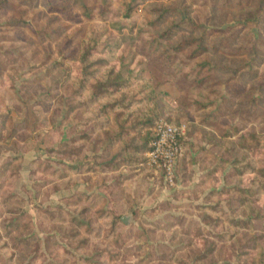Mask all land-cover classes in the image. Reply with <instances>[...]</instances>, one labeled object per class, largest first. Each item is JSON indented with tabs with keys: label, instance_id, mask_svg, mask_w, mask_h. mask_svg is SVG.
Returning a JSON list of instances; mask_svg holds the SVG:
<instances>
[{
	"label": "rangeland",
	"instance_id": "1",
	"mask_svg": "<svg viewBox=\"0 0 264 264\" xmlns=\"http://www.w3.org/2000/svg\"><path fill=\"white\" fill-rule=\"evenodd\" d=\"M173 7L218 50L175 56L199 32L161 39L179 16L151 10ZM108 75L127 86L91 104ZM263 84L261 0H0V264H264ZM161 121L186 131L172 187L132 164ZM134 124L121 167L110 138Z\"/></svg>",
	"mask_w": 264,
	"mask_h": 264
},
{
	"label": "trees",
	"instance_id": "2",
	"mask_svg": "<svg viewBox=\"0 0 264 264\" xmlns=\"http://www.w3.org/2000/svg\"><path fill=\"white\" fill-rule=\"evenodd\" d=\"M262 2H264V0H261ZM153 13H156L155 16V22L156 23H160L164 18L170 16V17H176L179 16V20L174 22L172 25H170L168 28H166L164 31H162L159 34V37L161 39H164L166 41L170 40L171 38H173L175 31L176 30H184L188 33H193V32H199V35L197 37H192V36H187L185 39H182L181 41H179L175 46H173L171 48V50L173 51L174 55H178V53L182 52L183 50H185L186 48H193L192 52H191V57L192 58H196L198 56H201L205 53H207L209 50H212V52H216L217 49V45L215 44L214 41H206L207 39V32L206 29H204L202 26L194 23L193 21H191L190 19H184L183 16L180 14V12L176 9V8H159V9H153L151 10ZM228 40H230L229 38H226ZM226 44L227 46H225L226 50L230 48V43L229 41L226 40ZM233 47H231L230 51L233 52H238L241 54H245V53H250V60L248 64H245L243 67H251L253 66V64H257V55L259 54V52H261V50H259L257 45L252 46L249 50H245L244 48H242L241 46H238L236 49L232 50ZM90 55V52H85L83 53L82 57H81V63H84L86 61V58ZM175 56L173 57H163L161 59H156L154 60L155 63L158 66H163L165 68H171L174 65V61L176 60ZM218 69V68H215ZM87 77V74L85 75ZM111 76L108 75L107 78H105L104 81H99L96 82V84L91 87V98L89 100V102L92 104L97 103L98 101H100L102 98L107 97L110 95V90L112 89L113 86H117L120 88L122 87H126V84L123 83H117V80H110ZM79 89H84L86 84H85V79H80L79 80ZM197 87L199 88H207V79L204 80H199L196 82ZM261 90L264 89V84L260 86ZM88 102V103H89ZM89 103V104H90ZM101 110H105L108 112V107L106 106V104L104 106H102ZM117 116V115H116ZM221 116H218V114H209L206 115V120L208 119L210 122L216 121L219 118H221ZM117 118V117H116ZM108 122L105 121V123L103 125H107ZM140 125V124H138ZM137 126V128H142L140 126ZM124 132L122 130L118 131V135H122ZM117 135V136H118ZM125 150L124 149L122 151V153H124L125 155ZM123 161L125 162V164H130V159L125 158ZM143 161V157L139 160H137L135 162V164L137 166H139V164ZM134 163V162H133Z\"/></svg>",
	"mask_w": 264,
	"mask_h": 264
},
{
	"label": "built area",
	"instance_id": "3",
	"mask_svg": "<svg viewBox=\"0 0 264 264\" xmlns=\"http://www.w3.org/2000/svg\"><path fill=\"white\" fill-rule=\"evenodd\" d=\"M185 132L184 125L163 121L156 123L148 149L139 164L153 175V180L154 176L160 177L166 187H172L175 183L177 167L184 154Z\"/></svg>",
	"mask_w": 264,
	"mask_h": 264
},
{
	"label": "crops",
	"instance_id": "4",
	"mask_svg": "<svg viewBox=\"0 0 264 264\" xmlns=\"http://www.w3.org/2000/svg\"><path fill=\"white\" fill-rule=\"evenodd\" d=\"M103 106V105H102ZM101 106V107H102ZM133 109V108H132ZM132 111H134V110H132ZM108 114V112L107 111H105V110H98L97 112H96V114H95V118H93V119H98V123H97V125L96 124H94L93 126H92V130H93V134L91 133L92 131H89V134H88V137H89V135H93V136H95L96 137V139H98V137L100 136V133L102 132V129H105V127H106V125H103L104 123H105V117H106V115ZM128 117V116H127ZM132 118V117H131ZM133 119V118H132ZM126 120V118L123 120V121H125ZM97 126V127H96ZM132 126H130V129L129 130H127L126 128H125V125H124V129H125V131H126V134H122L121 136L120 135H118V134H113L112 136H111V138H110V145H116V146H118V147H121V148H119V150H118V152H119V154L117 155V156H119V157H121V161H123V159H124V153H122V150H124V145L126 144V145H128V149H129V151L128 152H131V150L132 151H134V148H132L133 146H131V145H143L142 144V141H144V136H145V134H144V131L146 130L145 128H143V129H138L137 128V126H136V124H134L133 125V127L131 128ZM137 129V130H136ZM117 130V129H116ZM118 135V136H117ZM100 138V137H99ZM81 139L84 141H88V139L89 138H87L86 136H82L81 137ZM104 140H108V139H104ZM86 141V142H87ZM100 145H105L104 147L106 148L107 146H108V141H107V143H106V141H102V140H100ZM142 156V155H141ZM139 157V156H138ZM143 157V156H142ZM141 157V158H142ZM124 162V161H123ZM123 162H120V166L121 167H123V166H125V165H129V164H125V163H123ZM132 164H135V163H132ZM139 167V166H138ZM155 179V178H154ZM153 180V179H152ZM135 182V180H131L130 181V183H128V185H132L133 183Z\"/></svg>",
	"mask_w": 264,
	"mask_h": 264
},
{
	"label": "clouds",
	"instance_id": "5",
	"mask_svg": "<svg viewBox=\"0 0 264 264\" xmlns=\"http://www.w3.org/2000/svg\"><path fill=\"white\" fill-rule=\"evenodd\" d=\"M166 126V125H165Z\"/></svg>",
	"mask_w": 264,
	"mask_h": 264
}]
</instances>
